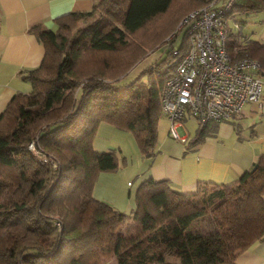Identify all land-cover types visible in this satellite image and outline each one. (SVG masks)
I'll list each match as a JSON object with an SVG mask.
<instances>
[{
  "label": "trees",
  "instance_id": "16d2710c",
  "mask_svg": "<svg viewBox=\"0 0 264 264\" xmlns=\"http://www.w3.org/2000/svg\"><path fill=\"white\" fill-rule=\"evenodd\" d=\"M208 1L96 0L90 10L57 16L54 29L30 26L43 44V58L23 75L30 91L16 93L0 113V264H99L103 257L115 264H237L244 250L264 240V153L235 180L200 182L191 194L147 179L128 212L92 195L97 175L120 165L118 152L94 149L99 123L130 131L142 153L152 155L161 89L187 48L185 36L177 49L136 75L118 71ZM257 11H264V0H235L230 16L241 26L240 15ZM161 15L160 28L171 25L156 41L160 30L151 45L131 42L133 33ZM126 48L132 53L128 60L78 70L84 52ZM229 51L234 59L257 60L264 75V42L232 39ZM207 124L198 126L192 143L206 135ZM31 141L43 153L58 152V166L32 154ZM206 216L213 230H194ZM128 220L130 228L123 229Z\"/></svg>",
  "mask_w": 264,
  "mask_h": 264
},
{
  "label": "crops",
  "instance_id": "0c3cea01",
  "mask_svg": "<svg viewBox=\"0 0 264 264\" xmlns=\"http://www.w3.org/2000/svg\"><path fill=\"white\" fill-rule=\"evenodd\" d=\"M94 1L0 0V113L16 93L30 91L31 85L23 75L43 58V44L29 31L30 26L40 23L54 29L57 16L90 10ZM242 17L250 24V33L244 38L264 42V11ZM239 32L241 35V26ZM185 120L179 128L181 133L186 129ZM169 125L160 108L153 153L146 156L130 131L99 123L93 147L118 152L120 165L97 175L93 197L128 212L135 206L137 188L150 178L165 180L182 194L194 193L200 182L220 184L235 180L264 153V84L259 102L244 103L231 120L208 122L206 135L198 142L192 143L193 137L188 140L186 132L184 141L172 138ZM236 263L264 264V240L244 250Z\"/></svg>",
  "mask_w": 264,
  "mask_h": 264
},
{
  "label": "built area",
  "instance_id": "2783aa9c",
  "mask_svg": "<svg viewBox=\"0 0 264 264\" xmlns=\"http://www.w3.org/2000/svg\"><path fill=\"white\" fill-rule=\"evenodd\" d=\"M235 0H209L190 10L180 20L187 48L161 89V111L169 120V135L181 141L179 128L186 118L198 126L210 121L231 120L246 102H259L262 82L257 60L243 56L234 59L229 51L232 39L242 42L240 25L230 16ZM176 53V50H174ZM28 149L41 162L58 166L55 158L41 152L34 141ZM61 228L59 219L54 220Z\"/></svg>",
  "mask_w": 264,
  "mask_h": 264
},
{
  "label": "rangeland",
  "instance_id": "374dc122",
  "mask_svg": "<svg viewBox=\"0 0 264 264\" xmlns=\"http://www.w3.org/2000/svg\"><path fill=\"white\" fill-rule=\"evenodd\" d=\"M178 0H176L177 2ZM187 14V13H186ZM240 19V18H239ZM165 20V18L161 15L159 17H157L155 20L149 22L143 29L137 31L136 33L132 34V38L133 40L131 42H146L147 44L151 45L153 43L152 41V34L155 31H159L158 34H156V36L154 35V39L156 41L157 38H159L163 32H165L169 26L171 25V22H169L168 24H165L164 26L162 25L161 22H163ZM181 20V19H180ZM241 20L245 21L244 23H242L241 25V37L244 40V35L250 33V24L246 21V19L244 17L241 18ZM180 22V21H179ZM179 25V23H178ZM178 25L176 26V31L170 33L164 40H160L159 43L157 44H152V46H150L146 52H144L143 49H140L138 51L137 54L142 53L143 56L136 59V61H134V63L132 64V66L130 65L128 68L126 69H120L118 72H125V73H129L132 74L130 77L136 75L138 73V71L143 70L144 68L150 66L151 64L158 62L162 59H164L167 56V53L169 52V50L171 48L173 49H177L180 44L182 43L183 40V35L184 32L183 30H179L178 29ZM76 26H79V23L77 22ZM176 33L175 37L173 38L172 41H169V38L171 36H173ZM146 40V41H145ZM132 45V43H131ZM149 45H145V46H149ZM144 52V53H143ZM131 49L130 48H126V50H123L122 52H112V53H105V52H87V53H82L81 57L79 58V69L80 71H86L92 68H96V69H104L103 67V63L106 60L108 62V59L110 61V66L111 64H113L117 59L118 60H128L131 56ZM115 55V56H114ZM109 71V68L107 69ZM259 79L264 82V75H259L258 76ZM143 79L146 78L145 75L142 76ZM185 132L187 133L188 136V140L192 137H194L195 132L198 128V124L192 119H188L187 121L185 120ZM33 140H36V137L32 138ZM36 143V141H35ZM28 147V146H27ZM48 154L50 156H52L53 158H57V160L60 157V154L58 152H56L55 150H49ZM54 218H59L57 217L58 215L53 214ZM130 220H128V223L122 227L123 229L125 228H130ZM128 226V227H127ZM194 230H198V231H202V232H206V231H212L213 227L211 224V220L209 218V216H206L202 219H199L197 222H195V224L192 227ZM172 259V258H171ZM99 264H115L114 260L112 258H108V257H103V259L99 262Z\"/></svg>",
  "mask_w": 264,
  "mask_h": 264
}]
</instances>
